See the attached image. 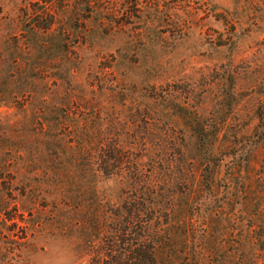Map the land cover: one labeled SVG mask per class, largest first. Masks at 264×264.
<instances>
[{
    "label": "rangeland",
    "instance_id": "374dc122",
    "mask_svg": "<svg viewBox=\"0 0 264 264\" xmlns=\"http://www.w3.org/2000/svg\"><path fill=\"white\" fill-rule=\"evenodd\" d=\"M25 4L0 0V52L3 40L19 36ZM141 4L142 18L100 40L97 51L120 48L110 67L123 93L115 103L120 116L153 118L135 132L137 162L170 167L156 172L170 199L153 230L158 263L264 264V0ZM154 4L161 12L145 18V5ZM81 56L70 83L84 87L100 70L93 50ZM159 88L165 100L149 95ZM28 117L0 104V264H98L104 230L76 225L82 215L60 209L54 179L42 173L53 171L44 169L45 148L24 142ZM96 179L98 199L116 201L119 178Z\"/></svg>",
    "mask_w": 264,
    "mask_h": 264
},
{
    "label": "trees",
    "instance_id": "16d2710c",
    "mask_svg": "<svg viewBox=\"0 0 264 264\" xmlns=\"http://www.w3.org/2000/svg\"><path fill=\"white\" fill-rule=\"evenodd\" d=\"M144 8L145 18L161 12L158 4ZM142 12L141 0H27L19 8V36L3 40L0 52V104L29 115L24 142L45 148L50 166L44 169L53 171L42 173L53 177L60 209L69 206L82 215L76 225L104 230L107 246L95 255L98 264H159L153 230L158 215L169 209V190L160 188L156 172L170 167L137 162L133 150L139 124L146 129L153 118L145 112L134 120L120 116L115 103L123 93L110 70L120 48L107 55L97 51L100 40L133 26ZM81 49L94 51L100 70L84 87L70 83L82 64ZM149 95L165 100L168 92L159 88ZM260 113L264 137V108ZM15 125L11 129H19ZM194 138L200 147L201 131ZM99 174L119 178L116 201L98 199Z\"/></svg>",
    "mask_w": 264,
    "mask_h": 264
}]
</instances>
